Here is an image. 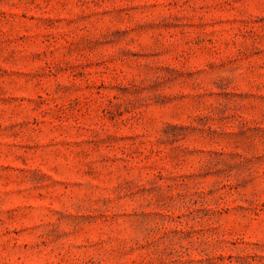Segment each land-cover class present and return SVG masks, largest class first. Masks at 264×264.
Segmentation results:
<instances>
[{"label":"rangeland","instance_id":"rangeland-1","mask_svg":"<svg viewBox=\"0 0 264 264\" xmlns=\"http://www.w3.org/2000/svg\"><path fill=\"white\" fill-rule=\"evenodd\" d=\"M0 264H264V0H0Z\"/></svg>","mask_w":264,"mask_h":264}]
</instances>
